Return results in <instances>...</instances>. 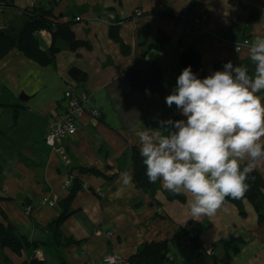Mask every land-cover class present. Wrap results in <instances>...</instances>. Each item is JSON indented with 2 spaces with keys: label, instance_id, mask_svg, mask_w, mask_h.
Returning <instances> with one entry per match:
<instances>
[{
  "label": "crops",
  "instance_id": "crops-1",
  "mask_svg": "<svg viewBox=\"0 0 264 264\" xmlns=\"http://www.w3.org/2000/svg\"><path fill=\"white\" fill-rule=\"evenodd\" d=\"M39 1L51 6L56 0ZM34 2L8 0L9 6L0 9V29L9 26L10 15L19 17ZM257 13L260 19L251 20ZM54 15L58 22L71 24L90 48L74 53L62 45L55 65L45 68L17 51L0 62V197L5 198L0 207L8 220L32 241L50 246L53 239L46 228L59 217L60 203L69 194L71 187L63 184L70 171L94 168L101 176L79 175L83 190L61 227L64 235L82 241L61 250L69 264H95L110 254L126 259L144 243L170 239L180 228L202 246L186 240L170 246L165 264H264V223L259 224L249 201H244L245 218L235 205L224 203L212 216L193 217L190 193H179L185 202L170 201L158 179L161 189L154 204L133 178L125 185L122 175L130 171L132 177L128 153L131 147L140 150L139 132L150 128L155 135H167L158 121L183 119L175 105H166L165 97L184 69V51L193 47L199 52L207 76L223 71L228 61L253 70L247 47L236 51V45L264 36V0H60ZM112 28H118L120 43L111 39ZM158 30L169 37L165 50L151 49L144 56L145 43L152 44ZM36 37L47 51L51 33L42 31ZM139 59L156 64L161 76L155 87L160 81V92L138 91L127 82V70ZM74 68L87 73L85 85L71 79ZM71 89L86 92L89 107L99 116L88 112L75 136L51 147L45 140L50 121L65 111ZM257 95L264 104V90ZM253 171L264 180V163ZM0 224H7L1 216ZM233 238L242 239L244 246L224 261L225 251L214 244ZM41 248L22 257L0 248V264H32L35 257L51 262ZM56 255L53 261L59 264Z\"/></svg>",
  "mask_w": 264,
  "mask_h": 264
},
{
  "label": "clouds",
  "instance_id": "clouds-1",
  "mask_svg": "<svg viewBox=\"0 0 264 264\" xmlns=\"http://www.w3.org/2000/svg\"><path fill=\"white\" fill-rule=\"evenodd\" d=\"M0 1L6 7L7 0ZM244 45L252 71L228 61L223 71L201 79L185 67L165 97L183 119L158 121L167 135H155L150 128L139 132L148 182L162 179L169 191L190 193L193 217L212 216L225 197H241L250 173L264 163V104L257 95L264 90V36ZM122 175L127 185L130 171Z\"/></svg>",
  "mask_w": 264,
  "mask_h": 264
},
{
  "label": "trees",
  "instance_id": "trees-1",
  "mask_svg": "<svg viewBox=\"0 0 264 264\" xmlns=\"http://www.w3.org/2000/svg\"><path fill=\"white\" fill-rule=\"evenodd\" d=\"M59 3L60 0H56L50 6L42 1L35 0L32 6L20 11L21 21L19 22V26L10 24L4 29H0V62L12 52L17 51L27 59L45 68L55 65L62 45L74 53L80 48H90L89 43L79 40L76 37L71 24L58 22L59 17H56L54 12ZM6 6H9L8 0ZM250 17L251 20L256 21L260 19V14H252ZM42 31H48L52 35V44L47 51L41 49L36 37V34ZM110 37L115 42H121L118 28H112ZM168 42L169 37L164 32L158 30L156 39L152 44L147 45V43H145L146 46L141 44L145 46L143 55L145 56L151 49L159 52L164 51ZM180 65L183 68L191 66L192 71L201 79L207 77L206 67L202 61V57L193 47L182 53ZM70 77L79 85H85L88 81L87 73L78 68H74L70 71ZM153 90L155 92H160L162 90L160 81H158ZM128 154L132 163V178L135 187L147 193L152 203H157L156 195L161 189L159 180L154 184L148 182V178L145 175L146 167L142 163V157L140 156V150L138 148L131 147ZM244 166L245 165L242 163L241 170H243ZM70 175L72 180L71 188L68 196L60 203L59 217L46 228L52 235L53 241L50 246L58 253L59 264H69L65 260V257L62 256V249L79 246L82 243V241H78L73 237H67L61 230L66 220L73 215L74 211L72 209V204L77 195L83 190V183L79 175L101 176V173L94 168L79 167L70 171ZM246 183L248 184V189L241 197L232 198L228 196L225 197L223 203L235 205L240 216L245 218L247 214L244 201H249L258 215L259 224L262 225L264 223V180L259 173L252 171ZM165 194L170 201L179 200L185 202V198L179 193L176 194L166 190ZM0 200H5V198L0 197ZM0 216L7 223L6 225L0 224L1 249H8L17 256L22 257L30 250H38L42 246L50 247L46 242L43 241L44 243L41 244L32 241L27 235L22 233L15 224L8 220L1 207ZM184 240L192 242L196 247L202 246L201 241L197 237L180 228L170 239L144 243L139 252L129 258H122L124 259L123 264H165L170 246H179ZM216 246L221 247L225 251L226 254L223 257L224 261H230L232 256L240 252L241 248L244 246V241L239 238H233L229 241H221L214 244V247ZM30 263L52 264L50 262L46 263L45 261L40 262L37 257L32 259Z\"/></svg>",
  "mask_w": 264,
  "mask_h": 264
},
{
  "label": "built area",
  "instance_id": "built-area-1",
  "mask_svg": "<svg viewBox=\"0 0 264 264\" xmlns=\"http://www.w3.org/2000/svg\"><path fill=\"white\" fill-rule=\"evenodd\" d=\"M4 4L0 1V9ZM140 12L137 13L139 16ZM80 18L77 19L79 21ZM245 42V41H244ZM244 42L236 45V51H241L245 45ZM66 107L65 111L57 118L50 121L48 131L45 136L46 143L51 147H56L57 142L73 137L77 134V124L85 114L89 112L93 117L99 116L97 109L90 108L89 100L85 92H78L76 89H71L66 94ZM72 180L67 179L63 187L69 189ZM53 206V204H51ZM31 208L28 209V214ZM124 259L117 255H107L101 261L95 264H123Z\"/></svg>",
  "mask_w": 264,
  "mask_h": 264
},
{
  "label": "water",
  "instance_id": "water-1",
  "mask_svg": "<svg viewBox=\"0 0 264 264\" xmlns=\"http://www.w3.org/2000/svg\"><path fill=\"white\" fill-rule=\"evenodd\" d=\"M160 76L161 73L156 64L145 59L136 60L126 72L127 82L138 91H152Z\"/></svg>",
  "mask_w": 264,
  "mask_h": 264
},
{
  "label": "rangeland",
  "instance_id": "rangeland-1",
  "mask_svg": "<svg viewBox=\"0 0 264 264\" xmlns=\"http://www.w3.org/2000/svg\"><path fill=\"white\" fill-rule=\"evenodd\" d=\"M5 17H6V15H5ZM8 18H9V22H8L9 25L10 24H15L16 26H19V22L21 21L20 20V16L19 17H15V15H10ZM50 240H51V237H50ZM40 251H41V253H44L46 255L48 260H52L50 263L55 264V261H53V260H56L57 255H56V252L54 250L49 249V248H41Z\"/></svg>",
  "mask_w": 264,
  "mask_h": 264
}]
</instances>
